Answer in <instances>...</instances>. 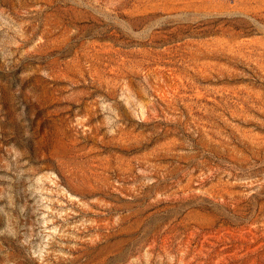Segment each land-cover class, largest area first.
Returning a JSON list of instances; mask_svg holds the SVG:
<instances>
[{
  "label": "rangeland",
  "instance_id": "374dc122",
  "mask_svg": "<svg viewBox=\"0 0 264 264\" xmlns=\"http://www.w3.org/2000/svg\"><path fill=\"white\" fill-rule=\"evenodd\" d=\"M0 264H264V0H0Z\"/></svg>",
  "mask_w": 264,
  "mask_h": 264
}]
</instances>
